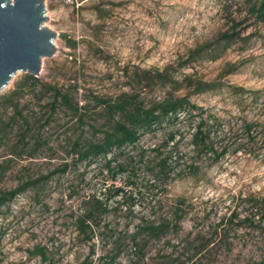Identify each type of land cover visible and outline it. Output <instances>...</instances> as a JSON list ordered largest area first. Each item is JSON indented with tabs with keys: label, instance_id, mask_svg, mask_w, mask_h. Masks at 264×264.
<instances>
[{
	"label": "rangeland",
	"instance_id": "obj_1",
	"mask_svg": "<svg viewBox=\"0 0 264 264\" xmlns=\"http://www.w3.org/2000/svg\"><path fill=\"white\" fill-rule=\"evenodd\" d=\"M249 9V0L47 3L46 25L58 33L57 52L44 60L39 78L66 89L72 85L73 99L86 96L90 113L80 127L70 111L60 109L45 129L57 154L44 150L33 159H14L0 192L72 162L76 138L93 137L90 124L105 122L94 97L132 88L146 104L167 92L189 96L208 118L216 150L226 152L217 163L198 158L191 140L200 117L183 116L128 146L118 158L130 157L131 168L116 179L103 160L53 174L0 209V264H264V22ZM235 31L239 35L227 41L225 34ZM165 71L170 79L156 75ZM23 77L19 73L0 97ZM197 81L215 89L194 93ZM51 100L37 89L26 97L24 112L38 119ZM171 132H177L181 159H173L177 170L167 180L148 166ZM191 164L198 166L197 175ZM118 187L124 193L114 195ZM94 198L107 210L96 219L93 241L86 242L76 220ZM177 213L183 219L175 228ZM162 224L170 227L160 236L145 229Z\"/></svg>",
	"mask_w": 264,
	"mask_h": 264
},
{
	"label": "trees",
	"instance_id": "obj_2",
	"mask_svg": "<svg viewBox=\"0 0 264 264\" xmlns=\"http://www.w3.org/2000/svg\"><path fill=\"white\" fill-rule=\"evenodd\" d=\"M249 3L251 16L258 22H264V0H249ZM237 26L238 23L235 20L234 28ZM238 35L239 32L235 31L233 34L226 33L225 37L227 41H231ZM145 73L150 76L152 74L151 71ZM156 75L170 79L168 71L158 72ZM171 81L174 80L171 78ZM163 85L166 87V84ZM212 85L208 82L197 81L194 93L200 94L211 91L215 89ZM70 87L66 89L43 82L39 77L24 74L23 79L16 82L9 93L0 97V158H4V162L0 163V181L10 169L14 159H33L44 150L51 151L53 155L57 154V150L51 144V138L45 136V129L51 125L60 109L65 108L70 111L72 121L75 120L80 127L87 124L86 120L90 113L89 100L86 96L81 101L73 99ZM37 89H40L44 94L50 93L52 100L46 103L47 114L38 119H33L30 114L24 112V101L28 95L36 93ZM94 101L96 109L101 110L105 122L103 124H90L94 133L93 137L78 136L76 138L71 146L74 160L72 162L64 161L55 172L46 176L30 177L20 182L14 189L1 191L0 209L9 205L21 193L42 184L51 175H65L79 163L90 166L99 160H103L105 162L104 168L116 179L118 175L129 172L131 168L130 157L122 161L118 158V156H125L128 146H135L142 135L154 131L167 121L178 123L183 116L184 118H195L196 115L200 117L191 140L193 151L198 158L210 156L213 157V162L217 163L225 155V149L222 152L216 150L215 144L212 142V131L208 128V118L199 113L201 108L194 104L189 96H175L174 93L167 92L161 100L146 104L140 100V95L132 88L130 91L121 92L116 97L96 96ZM251 128L252 124L247 126L249 131ZM176 139L177 132H171L165 144L154 149L156 153L155 163L149 162L153 166H148L151 170L156 169L167 180L177 170L174 165L176 161L173 159H181V156L176 157L177 152L175 150L178 151ZM171 143L170 150L165 151V148ZM3 151H6L4 155L1 154ZM179 162L180 160H178ZM189 169L193 175L198 174V166L191 164ZM122 193H124V189L118 187L114 195ZM93 202L92 207L76 220L79 234L83 235L86 242L93 241L95 226H97L96 219L100 213L107 210L101 200L94 198ZM182 219L183 215L177 213L175 228L179 227V221ZM169 227L170 225L162 224L160 226L151 225L145 229L152 235L160 236L159 233H165ZM37 249L39 254L45 256L42 249ZM92 254H95V248L92 249ZM83 264H93V260L87 259Z\"/></svg>",
	"mask_w": 264,
	"mask_h": 264
},
{
	"label": "water",
	"instance_id": "obj_3",
	"mask_svg": "<svg viewBox=\"0 0 264 264\" xmlns=\"http://www.w3.org/2000/svg\"><path fill=\"white\" fill-rule=\"evenodd\" d=\"M68 1L0 0V94L19 73L40 77L44 60L55 57L58 33L46 25L47 3Z\"/></svg>",
	"mask_w": 264,
	"mask_h": 264
}]
</instances>
